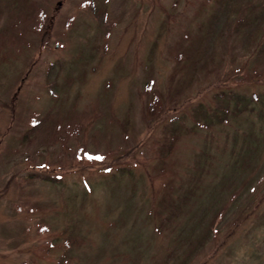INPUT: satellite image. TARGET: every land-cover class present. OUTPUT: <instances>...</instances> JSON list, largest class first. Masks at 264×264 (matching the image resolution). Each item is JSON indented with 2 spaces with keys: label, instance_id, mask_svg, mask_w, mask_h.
<instances>
[{
  "label": "rangeland",
  "instance_id": "1",
  "mask_svg": "<svg viewBox=\"0 0 264 264\" xmlns=\"http://www.w3.org/2000/svg\"><path fill=\"white\" fill-rule=\"evenodd\" d=\"M263 92L264 0H0V264H264Z\"/></svg>",
  "mask_w": 264,
  "mask_h": 264
},
{
  "label": "trees",
  "instance_id": "2",
  "mask_svg": "<svg viewBox=\"0 0 264 264\" xmlns=\"http://www.w3.org/2000/svg\"><path fill=\"white\" fill-rule=\"evenodd\" d=\"M228 4H229V3H228ZM225 5H227V4H225ZM227 6H228V5H227ZM241 7H242V6H241ZM241 7H240V8H241ZM241 18H242V17H240V19H238L237 21H239V23H240V22H245V20H244V19H241ZM263 93H264V92H263ZM230 94H231V95H230L231 97H232V96H235V98H240V97H242V95H238V94H237L236 92H234L233 90L230 91ZM224 95H225V94H224ZM224 95H223V96H224ZM254 95H255L256 97H259V98L261 97V95H256V94H254ZM243 97H244V96H243ZM253 97H254V96H253ZM154 104H155V103H154ZM154 104H150L149 107H150V108H155L156 106H155Z\"/></svg>",
  "mask_w": 264,
  "mask_h": 264
}]
</instances>
